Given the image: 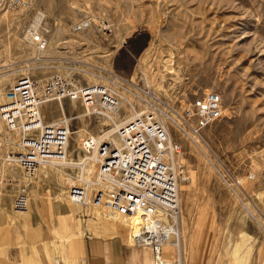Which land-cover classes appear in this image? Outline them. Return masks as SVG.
<instances>
[{
	"label": "rangeland",
	"instance_id": "rangeland-1",
	"mask_svg": "<svg viewBox=\"0 0 264 264\" xmlns=\"http://www.w3.org/2000/svg\"><path fill=\"white\" fill-rule=\"evenodd\" d=\"M34 1L0 11V101L21 76L65 73L108 86L121 103L89 113L78 98L43 102V121L65 118L70 135L65 162L36 170L23 167L21 136L0 114V262L55 264L62 244L80 234L108 238L127 264H146V254L153 264L147 248L123 242L124 214L67 194L84 174L94 180L105 133L120 137L119 125L150 108L181 143L175 160L191 264H264V0ZM33 27L47 47L28 41ZM207 89L222 93L224 113L193 138L180 112Z\"/></svg>",
	"mask_w": 264,
	"mask_h": 264
},
{
	"label": "built area",
	"instance_id": "built-area-1",
	"mask_svg": "<svg viewBox=\"0 0 264 264\" xmlns=\"http://www.w3.org/2000/svg\"><path fill=\"white\" fill-rule=\"evenodd\" d=\"M33 2L0 0V11L24 10ZM89 23V20L79 21L74 26L84 29ZM34 41L39 48L49 44L43 33L35 35ZM102 86L106 85L85 84L65 73H55L45 79L21 76L6 90L0 101V114L11 135L21 136L19 144L22 141L30 147L31 154L65 152L69 125L67 121H62L64 125L45 122L40 125L42 103L78 98L89 113L112 112L118 107L111 104L117 97L108 86ZM223 113L222 93L207 89L184 106L180 112L181 123L193 138H198ZM36 129L39 135L27 136ZM119 135L121 141L117 145L111 141L99 142L100 170L87 193L84 187L76 185L72 186V192L78 193L86 205L88 201L107 202L124 211L129 217L132 243L147 248L154 264H183L180 174L175 160L181 143L171 139L164 123L150 108L138 111L119 125ZM167 246L174 251L167 250Z\"/></svg>",
	"mask_w": 264,
	"mask_h": 264
},
{
	"label": "bare ground",
	"instance_id": "bare-ground-1",
	"mask_svg": "<svg viewBox=\"0 0 264 264\" xmlns=\"http://www.w3.org/2000/svg\"><path fill=\"white\" fill-rule=\"evenodd\" d=\"M35 2V1H34ZM35 29H34V27H33V29H31V31H34ZM35 32V34H31L30 35V33H29V35L27 36V39H28V41H30V42H34L35 43V41H34V38H35V35H37V34H40L41 33V31L39 30V28H38V30L37 31H34ZM36 44V43H35ZM102 87H106V88H108L107 86H102ZM120 101H118V99L117 98H113V101L111 102V104L116 108L117 106H119V104L121 103H119ZM42 107V106H41ZM114 111V110H113ZM42 113V112H41ZM109 114H110V112H109ZM135 114V113H134ZM64 120V122H66L67 120L65 119V118H61V119H59V120H56V121H53V122H51L50 123V125H53V123L54 124H62V125H64L63 123H62V121L61 120ZM40 123V125H42V124H44V122H46V121H43V117L41 118V120L39 121ZM38 126V125H37ZM68 131H69V129H68ZM113 131V130H112ZM112 131H109V132H107V133H105V136H110V137H108V139H105V136L104 137H102L100 140H102L103 139V141H112V143H114V144H118L120 141H121V139H120V137L119 136H113L114 134H112L113 132ZM32 132V131H31ZM20 133V132H19ZM33 133V132H32ZM31 133V134H32ZM34 135V134H33ZM38 135V134H37ZM26 137V136H25ZM34 137H36V136H34ZM107 138V137H106ZM67 142H68V139H67ZM33 143V142H32ZM24 143H22V141H21V144H20V147H21V149H22V151H21V156L19 157V159L22 161V159L23 160H25V161H22L23 162V164H24V166L23 167H25L26 166V168L27 167H29V168H31V169H33V170H36V168H38L39 167V165H41V164H49V163H54V162H65V160L67 159V153H66V151L64 152V150H62V152H60L59 150L57 151V152H53V153H51V154H43L42 152H38V154L37 155H35V154H31V153H33V150H30V147L28 148V147H26L25 145H23ZM25 144H26V142H25ZM88 144L90 145V146H92L93 147V145L94 144H96L95 142H94V139H92V140H89V142H88ZM115 145V146H116ZM95 148H96V146H95ZM29 150H30V152H29ZM96 153H97V149H96ZM181 153V152H180ZM180 153L178 152V155H177V160H178V156L180 155ZM98 154V153H97ZM97 154H96V160L98 159V156H97ZM21 162V163H22ZM99 162V161H98ZM90 170V169H89ZM99 170H100V164H99V169H98V171H97V173H96V176H95V178H97V176H98V173H99ZM35 172V171H34ZM37 172V171H36ZM36 172H35V174H36ZM34 174V173H33ZM94 178V179H95ZM77 180H81V183H78V184H73V185H76V186H79V187H84V192H85V194L87 193V191H88V188H89V185H90V183L93 181L92 179L90 180V176L89 177H86V175L84 174L83 175V178L81 177V178H79V179H77ZM82 180L83 181H85V182H82ZM79 182V181H78ZM73 185H70L69 187V190H68V196H69V199L68 200H70V202H74L75 204H79V205H83V204H86L85 203V200H81V197H80V195L78 194V193H74L73 194V192H72V186ZM59 197H61V195L59 196ZM63 199V198H62ZM19 201V200H18ZM22 202H17V208L16 209H20V207L22 206V204H21ZM89 205H92L91 206V208H100V207H103V208H114V209H116V210H118V212L119 213H121V214H124V215H122L123 216V219H124V223H122L123 225H122V227L123 228H121L122 229V233H124L123 231L124 230H126L127 231V241H128V243H132V238H131V236H130V230H129V217H128V215L124 212V211H122V210H120V209H118V208H116L115 206H112V205H110L109 203H107V202H101V203H94V202H90V201H88V203H87V206H89ZM110 206V207H109ZM21 208H23V207H21ZM185 234H186V232H185ZM183 237V236H182ZM168 247V246H167ZM170 248H171V246H169ZM173 251H174V249L173 248H171ZM190 249H191V246H190V243H189V241H188V239L187 238H185L184 237V239H182V243H181V248H180V250H181V253H182V256H183V264H191V255H190ZM154 264V263H153Z\"/></svg>",
	"mask_w": 264,
	"mask_h": 264
},
{
	"label": "crops",
	"instance_id": "crops-1",
	"mask_svg": "<svg viewBox=\"0 0 264 264\" xmlns=\"http://www.w3.org/2000/svg\"><path fill=\"white\" fill-rule=\"evenodd\" d=\"M89 227L91 228V226ZM79 235L70 238L62 244L60 254L64 255V257H58L56 262L59 261L61 264H68L67 261L71 259L73 260L71 264H83V261L87 264H127L124 261L126 256L124 252L116 246L113 247L112 242V248L109 250L108 238L102 235H93L91 237ZM123 242L128 243L125 240ZM167 250L173 251L169 246ZM144 260L146 264H152L151 257L147 254L144 256ZM0 264L3 263L0 262Z\"/></svg>",
	"mask_w": 264,
	"mask_h": 264
}]
</instances>
